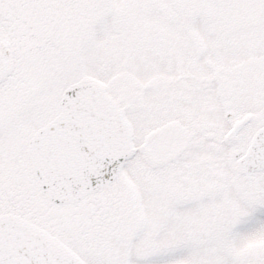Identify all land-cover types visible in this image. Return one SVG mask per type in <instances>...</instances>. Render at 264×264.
I'll use <instances>...</instances> for the list:
<instances>
[{
	"label": "snow or ice",
	"instance_id": "snow-or-ice-1",
	"mask_svg": "<svg viewBox=\"0 0 264 264\" xmlns=\"http://www.w3.org/2000/svg\"><path fill=\"white\" fill-rule=\"evenodd\" d=\"M0 264H264V0H0Z\"/></svg>",
	"mask_w": 264,
	"mask_h": 264
}]
</instances>
